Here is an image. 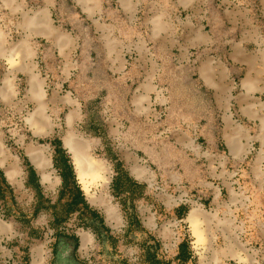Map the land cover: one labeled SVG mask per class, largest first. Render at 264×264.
<instances>
[{
  "label": "rangeland",
  "instance_id": "1",
  "mask_svg": "<svg viewBox=\"0 0 264 264\" xmlns=\"http://www.w3.org/2000/svg\"><path fill=\"white\" fill-rule=\"evenodd\" d=\"M41 1L20 0L27 12ZM60 1L54 19L74 34L75 43L66 55L40 51L36 59L48 98L55 92L62 100L71 97L82 116L68 125L71 101L50 104L52 125L39 132L29 121L37 106L26 102L25 75L18 77L15 102L0 101V132L22 172L13 181L8 168L0 174V264H148V244L168 264H180L175 257L184 239L197 255L187 264H264L263 119H252L242 107L248 62L232 57L242 42L252 69L258 53L264 75V33L250 35L246 28L249 0H214L230 12L215 24L228 40L213 50L201 46L183 54L172 43L162 59L167 50L154 48L160 59L150 65L157 69L151 79L135 59L139 50L124 44L115 28L116 8L107 7L94 20L74 1ZM2 4L0 30L9 49L17 50L23 11ZM99 21L106 24L102 30L95 26ZM132 23L150 33L141 11ZM8 67L0 57V85ZM206 67L215 87L203 79ZM148 80L149 96L143 92ZM257 95L264 104V94ZM68 137L85 160L84 178ZM242 140L248 150L235 155ZM58 145L65 149L61 157ZM42 151L50 160L47 178L43 171L30 174L26 165ZM66 157L75 176L61 165ZM182 204L189 210L180 219L176 208ZM192 210L200 219L195 227Z\"/></svg>",
  "mask_w": 264,
  "mask_h": 264
},
{
  "label": "crops",
  "instance_id": "2",
  "mask_svg": "<svg viewBox=\"0 0 264 264\" xmlns=\"http://www.w3.org/2000/svg\"><path fill=\"white\" fill-rule=\"evenodd\" d=\"M2 6L23 11V18L19 22V28L24 32V38L18 43V49H9L5 32L0 30V57L8 59V70L3 74L2 83L0 85V101L5 104H12L15 102L16 97L20 94V86L18 77L21 75L27 76L26 83L29 85V92L26 95V102H33L37 106L36 112L29 118V121L36 129L41 132L45 129H49L52 125V117H49L47 109L50 104L54 105L61 101L69 102L73 104L67 115L66 121L68 125H74L79 117L82 116V108L77 105L78 103L69 100L72 99L68 96L65 100L60 98L58 92L52 95V98H48V92L45 89L46 79L39 70V63H37L36 57L41 51L46 52L51 56L52 50L56 51L60 55H66L72 49L75 43V37L72 32L65 29L64 26H60L54 19V9L63 7L60 0H42L40 6L37 9H32L31 12H27L24 4L20 0H0ZM19 6L16 7V3ZM78 6L81 11L94 20H99L100 14L106 11V8H116L120 14V22L116 24L115 28L121 31L122 42L126 44L129 42L139 50L140 59L135 58L136 61L142 62L144 67L146 65V72L149 78H153L157 75V69L150 68V65H158L159 59H164L170 54V48L172 46L178 47L183 54L189 53L193 48L206 46L207 49L213 50L214 46L219 43L228 40L229 35L224 32V29L218 30L216 23L227 16L230 12V7H218L214 0H72ZM227 1V0H226ZM230 2V0H229ZM248 5L245 8L246 28L250 30V35L256 32L262 31L264 33V0H249ZM141 11L143 19L148 22L150 33L145 35L135 25L133 21ZM186 12V17H178L177 13ZM253 13V16H252ZM256 14V16L254 15ZM148 16V17H146ZM256 19V24L253 21ZM207 23L205 24V22ZM224 21V19H223ZM105 23L96 24L99 29H104ZM207 25H211V30L207 29ZM83 26V25H82ZM224 27V24L221 28ZM228 27V26H227ZM177 32L179 34L177 35ZM105 37H110L106 35ZM42 41V43H38ZM256 41V40H255ZM264 43V41L262 40ZM258 43V42H256ZM152 44V45H151ZM167 50V53L159 58V54L153 51L154 48L159 45ZM220 45V44H219ZM238 45L242 47L241 50H234L233 59L241 57L244 59V63L248 62V67L244 66V79H243V91L242 107L248 108V115L252 119H263L264 127V104L258 99L257 94H264V75L262 63L258 53L254 55L253 69L250 66L251 54L248 51H243L242 42ZM41 49V50H40ZM44 49V50H42ZM264 58V50L259 51ZM187 55V54H186ZM232 54L230 53V56ZM214 57V55H212ZM133 58V56H130ZM215 58V57H214ZM49 65V63H48ZM50 66V65H49ZM156 68V67H155ZM212 75L209 73L206 67L203 71V79L211 87ZM209 82H208V81ZM152 83L148 80L147 85L144 86L143 92L149 96ZM142 89V87H140ZM71 122H69V117ZM249 117V116H248ZM38 125H44V129L41 127L38 129ZM242 140L241 152L236 150L235 155H243L248 147L244 145ZM31 150L30 152H32ZM43 160L40 162L33 156L34 162H31L36 172H44L47 166L50 164L49 157L44 151L39 152ZM37 161L38 163H36ZM8 168L7 172L11 170L19 171L18 179L21 175V170L15 160L10 156L6 150L3 135L0 132V170L3 173V169ZM8 176V174H7ZM9 179V178H8ZM198 224L200 219L198 218ZM197 224V225H198Z\"/></svg>",
  "mask_w": 264,
  "mask_h": 264
},
{
  "label": "trees",
  "instance_id": "3",
  "mask_svg": "<svg viewBox=\"0 0 264 264\" xmlns=\"http://www.w3.org/2000/svg\"><path fill=\"white\" fill-rule=\"evenodd\" d=\"M56 144H58L59 142L56 140L55 141ZM58 150H59V157H61V154L65 153V149L61 146L58 145ZM70 159L68 157L64 158L61 165L66 167L71 173L72 175L75 176L74 170H73V166L72 164H70ZM26 165L28 170L31 173H36L35 169L33 167V165L28 161V159H26ZM0 174L3 176L1 170H0ZM4 177V176H3ZM188 206L186 204H182L180 206H178L176 208V215L178 216V218H184L188 212ZM150 238H153V236H150ZM156 239V238H154ZM147 240H145V246L147 245ZM156 245L159 246V241L158 239H156ZM148 250L145 253L147 256V262L148 264H168L169 262L165 261L163 258H160L157 254L156 249H150L149 247H151L148 244ZM197 259V255L195 254L193 247L191 245V242L189 241V239H184L182 242H180L179 246H178V253L175 257V260L178 261L180 264H187L189 261H195Z\"/></svg>",
  "mask_w": 264,
  "mask_h": 264
},
{
  "label": "bare ground",
  "instance_id": "4",
  "mask_svg": "<svg viewBox=\"0 0 264 264\" xmlns=\"http://www.w3.org/2000/svg\"><path fill=\"white\" fill-rule=\"evenodd\" d=\"M69 117V116H68ZM69 122H71V118L69 117ZM45 128L44 125H38V129L39 128ZM66 146L68 148H70V151L75 155L74 160H75V164H76V168L81 176V178H84L86 175H88L85 167V160L84 158H82L79 154V151L76 149L75 147V143L72 142V140L68 137L66 138ZM35 159H38L40 162H42L43 158L40 155H34ZM36 163H38L37 161H35ZM90 166V165H89ZM44 177L47 178L48 174L46 173V171H44ZM8 178L10 180H17L18 179V175H19V171L16 170H11L8 173ZM189 219L191 220L192 224L194 225V227L198 224V217L196 216V212L194 210H192V212H190L189 214Z\"/></svg>",
  "mask_w": 264,
  "mask_h": 264
}]
</instances>
